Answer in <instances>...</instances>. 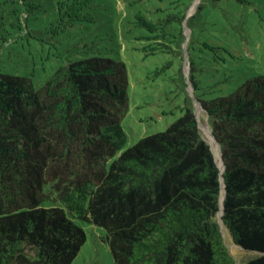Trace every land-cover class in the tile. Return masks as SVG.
Here are the masks:
<instances>
[{"label":"trees","instance_id":"1","mask_svg":"<svg viewBox=\"0 0 264 264\" xmlns=\"http://www.w3.org/2000/svg\"><path fill=\"white\" fill-rule=\"evenodd\" d=\"M91 3L59 0L53 32L93 22ZM141 21L152 51L169 48ZM127 86L106 55L67 58L38 87L0 70V264H70L86 240L76 219L105 230L113 264H237L217 221L221 176L222 222L255 252L241 264H264V75L196 97L222 170L191 103L122 149Z\"/></svg>","mask_w":264,"mask_h":264},{"label":"rangeland","instance_id":"2","mask_svg":"<svg viewBox=\"0 0 264 264\" xmlns=\"http://www.w3.org/2000/svg\"><path fill=\"white\" fill-rule=\"evenodd\" d=\"M58 1L0 0V70L27 76L38 87L67 58L121 59L128 74L122 149L165 129L191 103L200 134L221 166L220 147L196 97L228 94L246 78L264 75V0H92L93 22L54 33ZM140 19L157 23L169 48L152 51L148 37L156 31ZM220 215L218 210L217 221ZM75 221L86 240L70 264H113L105 230ZM221 231L237 264L255 254L236 245L222 222Z\"/></svg>","mask_w":264,"mask_h":264},{"label":"water","instance_id":"3","mask_svg":"<svg viewBox=\"0 0 264 264\" xmlns=\"http://www.w3.org/2000/svg\"><path fill=\"white\" fill-rule=\"evenodd\" d=\"M197 101V100H196ZM197 119V118H196ZM216 140V139H215ZM217 142V141H216ZM218 143V142H217ZM218 146H219V143H218ZM215 158V157H214ZM221 163H222V165L220 166L219 164H217L218 165V167L220 168V170H222L223 169V160H222V158H221ZM221 188H223V191H224V183H223V177L221 176ZM222 209H223V201H222V204H221V213H222ZM220 220H221V222H222V219H221V216H219V220H218V223H219V226H220V228H221V222H220ZM222 224H223V222H222Z\"/></svg>","mask_w":264,"mask_h":264},{"label":"bare ground","instance_id":"4","mask_svg":"<svg viewBox=\"0 0 264 264\" xmlns=\"http://www.w3.org/2000/svg\"><path fill=\"white\" fill-rule=\"evenodd\" d=\"M211 140L212 141H215V139L213 137H211ZM215 148V147H214ZM218 148V147H217ZM216 150V149H215ZM214 150V151H215ZM218 152V151H217ZM217 155V154H216ZM223 198H224V191H223V188H221V192H220V196H219V204H220V209H219V214L221 213V204H222V201H223ZM221 216V215H220Z\"/></svg>","mask_w":264,"mask_h":264}]
</instances>
